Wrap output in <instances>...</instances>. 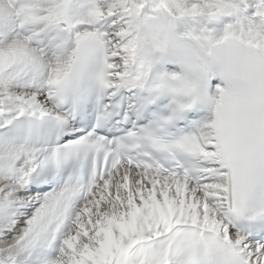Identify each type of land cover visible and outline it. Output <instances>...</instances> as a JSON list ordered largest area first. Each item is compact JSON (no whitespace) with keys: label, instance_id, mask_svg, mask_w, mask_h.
<instances>
[{"label":"snow or ice","instance_id":"snow-or-ice-1","mask_svg":"<svg viewBox=\"0 0 264 264\" xmlns=\"http://www.w3.org/2000/svg\"><path fill=\"white\" fill-rule=\"evenodd\" d=\"M0 264H264V0H0Z\"/></svg>","mask_w":264,"mask_h":264}]
</instances>
